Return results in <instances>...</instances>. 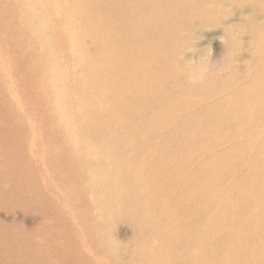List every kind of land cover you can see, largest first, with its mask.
Here are the masks:
<instances>
[{
	"label": "rangeland",
	"instance_id": "rangeland-1",
	"mask_svg": "<svg viewBox=\"0 0 264 264\" xmlns=\"http://www.w3.org/2000/svg\"><path fill=\"white\" fill-rule=\"evenodd\" d=\"M106 1L109 8L118 6ZM133 1L121 0L139 3ZM166 1V13L154 8L139 14L142 29L136 35L159 45L148 27L156 34L170 28L171 44L158 57L170 58L177 72L164 76L153 90L154 104L138 117L120 111L115 121L108 119L112 97L105 85L132 89L134 79L122 71L123 64L103 63L112 42L98 43V32L107 35L111 25L116 33L120 17L116 23L101 21L97 0H0V264H264V202L251 197L260 183L256 178L264 176L258 159L264 152V109L245 115L252 100L264 98V0H186L179 8ZM127 11L132 21L136 14ZM169 17L174 19L167 25ZM119 35L126 52L139 39L124 27ZM100 102L104 107L97 118ZM177 102L181 107L175 111L189 121L200 113V128L180 124L172 113ZM153 119L165 120L144 129ZM132 123L142 128L125 133ZM164 144H183L197 153L180 174L188 178L185 185L191 181L186 190L192 199L183 202L182 223L159 216L160 203L153 208L166 194L163 186L158 195L144 198L156 180L166 179L149 164ZM248 144L252 150L232 152ZM169 155L160 157L157 170L166 168ZM235 157L242 164L217 175L223 179L212 190L218 194L214 207L195 205L204 189L192 185L203 179L202 169ZM218 244L230 246L221 252Z\"/></svg>",
	"mask_w": 264,
	"mask_h": 264
},
{
	"label": "bare ground",
	"instance_id": "bare-ground-1",
	"mask_svg": "<svg viewBox=\"0 0 264 264\" xmlns=\"http://www.w3.org/2000/svg\"><path fill=\"white\" fill-rule=\"evenodd\" d=\"M111 1V0H110ZM128 1V0H127ZM130 1H132V0H130ZM139 3H131V4H127L126 2L122 5V2H121V0H116V2H118L117 4H118V6H111L112 8H109V7H107V5L109 4V2L108 1H106V0H97V5L96 6H98V7H96L97 8V11H98V13H100L99 15L101 16V21H104V20H107V19H109V21H112V22H117V20H118V18L120 17V19H119V24H115V26L117 27V28H115L117 31H116V33H114V31H113V27L111 26V25H109V28H107V26H106V29H108V32H107V35H105V34H103V32H101V28L99 29V32H98V36H100L99 37V40H98V43H100L99 41L101 40V43L100 44H102L103 45V43H105V41H107V40H109L110 42H112L111 44H112V46H111V48H108V50H107V53H104L105 54V59L103 60L102 59V61H103V63H104V61L106 60V63L107 64H111L113 61H115L116 62V64L117 63H121V64H123V68H122V71L124 72V73H127L128 75H130V76H132L133 77V79H134V81L132 82V83H134V88H132V89H129V88H126V87H121V86H117V85H115V84H113V83H111V82H107L108 84H106L105 86L107 87V89H108V92L110 93V95H111V97H112V99L110 100V101H108V106L110 107V109H111V111L113 112H110L109 114H108V119L109 120H115L116 121V118H117V114L121 111V112H125L127 115H128V117L129 118H135V117H138L146 108H148L150 105H151V103H152V105L154 104L153 103V100H155V97H154V95H153V93H154V88H156V87H158L159 88V86H160V84L162 85L163 84V79H164V76H166V75H168V74H170L171 72H174L173 70H171V66H170V62L172 63V60L170 61V62H168V60L169 59H167V61L165 60V61H163V62H161V57H160V59H159V54H161L160 52V49L161 48H163V47H165L166 45H169V44H171V42H169V40L171 41V37H170V28H167V26H164V28H162L163 29V32H162V29L160 28V32L161 33H163L164 35L163 36H160V34L161 33H159V34H156L154 31H155V29L153 30V26H150L151 27V29L148 27V33L147 34H150L151 35V37H153V38H156V39H158V40H160L161 41V43L159 44V45H153V44H151L148 40H145L144 39V37L145 36H143V35H139V33H138V35H136V32L137 31H139V28L140 29H142L141 28V26H138V25H141V23H140V21H139V17H140V15L139 14H141L142 16H147L148 15V12L149 11H152V10H154V8L156 9V8H158V10H160V11H162V12H164V13H166V6H163V5H166L167 4V1L166 0H160L161 2H163L162 3V5H157V2L155 1V0H137ZM137 1H133V2H137ZM171 1V5H174V6H176V5H178V8H179V4L180 3H182V4H184L185 3V1L186 0H170ZM262 1V0H261ZM16 1H14V3H15ZM62 2V1H61ZM91 2H92V0H91ZM113 2H115L114 0H113ZM184 2V3H183ZM258 2L259 1H257V3L256 4H258ZM60 3V2H59ZM88 3V2H87ZM188 2H186V4H187ZM208 3H211L212 4V1H210V2H208ZM110 4H112V1H111V3ZM181 4V5H182ZM93 5V7H94V3L92 4ZM92 5H91V8H93L92 7ZM124 5H125V7H124ZM188 5V4H187ZM261 4H259V6H260ZM14 7V6H13ZM61 7V5H59V8ZM87 7V6H86ZM212 8H213V6H211ZM210 7V8H211ZM95 8V9H96ZM116 9V10H114V11H112V12H108L109 10H112V9ZM127 10H132L133 11V13H135L136 14V16L134 17L133 16V20L132 21H130L129 20V18L132 16V14H131V12H129V11H127ZM61 9V8H60ZM68 9V8H67ZM125 9V10H124ZM172 9V8H171ZM177 9V8H176ZM180 9H181V7H180ZM180 9H177L176 11H180ZM187 9V8H186ZM262 9H264V7H262ZM34 10V9H33ZM94 10V9H93ZM93 10H91V11H93ZM67 11V10H66ZM80 11V10H79ZM146 11H148V12H146ZM171 11V10H170ZM173 11V10H172ZM185 11V10H184ZM183 11V12H184ZM77 12V11H76ZM81 12V11H80ZM86 12V11H85ZM88 12V11H87ZM94 12V11H93ZM122 12V13H121ZM211 12V11H210ZM258 12V11H257ZM260 12V11H259ZM264 12V11H263ZM58 13V12H57ZM66 13V12H65ZM73 13V12H72ZM98 13H95L96 15L98 14ZM120 13H121V15H120ZM207 13H208V11H207ZM211 13H213V12H211ZM17 14V13H16ZM91 14V13H90ZM92 14H94V13H92ZM172 14V13H171ZM174 14V13H173ZM172 14V15H173ZM258 14H260V13H258ZM138 15V16H137ZM170 14L168 13L167 14V17L169 16ZM213 14H211V16H212ZM61 16V15H60ZM64 16V15H63ZM92 16V15H91ZM94 16V15H93ZM200 16V15H199ZM206 17H207V15H205ZM263 16V15H262ZM74 17V16H73ZM175 17V16H174ZM197 17V16H196ZM70 18H72V17H70ZM94 18H96V16L94 17ZM195 18V17H194ZM27 19V18H26ZM60 19V18H59ZM64 19V18H63ZM168 19H170V21H171V19H174L173 17H169V18H167L166 19V23H167V25H168ZM199 19V18H198ZM202 20V22L204 21L203 19H201ZM53 21V20H52ZM80 21H81V19H80ZM71 22V21H70ZM83 22V21H82ZM58 23V22H57ZM121 23V24H120ZM112 25H114V23L112 24ZM262 25V24H261ZM46 26V25H45ZM52 26H54V25H52ZM55 26H57V24H55ZM79 26V25H78ZM81 26V25H80ZM96 26V25H95ZM256 26H259V25H256ZM23 27V26H22ZM99 27H100V25H99ZM125 28V30L126 31H129V30H133V31H135V35L139 38L137 41H133V43H132V49H131V51H129V52H126V51H124V50H122V44H123V40L120 38V35H119V32H120V30L122 29V28ZM251 27H253V26H251ZM250 27V29L252 30L253 28H251ZM260 27V26H259ZM264 27V26H263ZM14 28H17V27H14ZM98 28V27H97ZM250 29H248V31L250 30ZM105 30V29H104ZM103 30V31H104ZM124 30V29H123ZM54 30H52V32H53ZM245 31V30H244ZM259 32V31H258ZM32 33V32H31ZM43 33V32H42ZM55 33V32H54ZM104 33H106V31L104 32ZM134 34V33H133ZM146 34V35H147ZM35 35H33V37H34ZM7 37V36H6ZM150 37V38H151ZM230 37H231V35H230ZM11 39V38H10ZM13 39V38H12ZM11 39V40H12ZM7 40V39H6ZM4 41H5V39H4ZM8 41H9V39H8ZM14 41V40H13ZM103 41V42H102ZM6 42V41H5ZM10 42V41H9ZM110 42H108V43H110ZM167 42H169V44L167 43ZM175 42V41H174ZM8 43V42H7ZM96 43H97V41H96ZM167 43V44H166ZM9 44V43H8ZM166 44V45H165ZM228 44V43H227ZM105 45H107V44H105ZM104 45V46H105ZM6 46H7V44H6ZM9 46V45H8ZM98 46H100V45H98ZM98 46H97V48H98ZM81 46H79V48H80ZM91 47V46H90ZM103 47V46H102ZM77 48V47H76ZM79 48H77V49H79ZM100 48V47H99ZM105 48V47H104ZM171 48H172V46H170V49L169 50H171ZM85 49V48H84ZM103 48H101V50L99 51V52H101V51H103L102 50ZM82 50L81 49H79V52H81ZM84 51V50H83ZM106 51V50H105ZM104 52V51H103ZM102 52V53H103ZM30 53H32V50H31V52ZM76 54H77V52H76ZM80 54V53H79ZM146 54V55H145ZM24 54H22V53H19V56H18V58L20 59L22 56H23ZM131 55V56H130ZM152 55V56H151ZM32 56H33V54H32ZM81 56H83V57H85L84 55H81ZM103 57H104V55H103ZM114 57V58H113ZM166 58H168V57H166ZM165 58V59H166ZM80 59H82V57L80 58ZM33 60H35V59H33ZM36 63V62H35ZM60 63V62H59ZM62 63V62H61ZM102 62L100 63V61H98L96 64L97 65H102L103 64ZM41 64H43V63H41ZM35 66V65H34ZM110 66V65H109ZM39 68H41L40 66H39ZM173 68H175V67H173ZM30 69V68H29ZM33 69H35V68H33ZM76 70V69H75ZM108 70H109V67H108ZM44 71V70H43ZM70 72H72V71H70ZM175 72H177V71H175ZM172 74V73H171ZM176 74V73H175ZM90 73L87 71V77H90ZM49 77V76H48ZM54 84V83H53ZM52 84V85H53ZM130 86V85H129ZM54 87V85L52 86V88ZM56 88V87H55ZM54 89V88H53ZM58 92V91H57ZM247 99V97L246 98H241L240 99V102L242 103V102H244L245 100ZM112 101H113V103H112ZM118 102H119V104H118ZM60 104V103H59ZM98 105V116H97V118H101L102 117V115H101V113H102V108L101 107H104L103 106V104H101V102L100 103H98L97 104ZM106 107V106H105ZM181 107V105L179 104V102H177L176 104H175V107H174V111H172V113H176L177 115L178 114H180L179 112H177V111H175V109H178V108H180ZM262 109H264V98H261L259 101H257V100H255V101H253L252 100V102H251V105L250 106H248L247 108H246V111H247V113L245 114L246 116H248L249 115V112H253V111H255L256 113H261V111H262ZM171 109H169V111H170ZM58 112V111H57ZM200 114V113H199ZM199 114H197V115H195V116H193L191 119H192V121H189L187 118H185V117H182L181 115H178V118H179V122H180V124L182 125V126H184V125H190L189 127H191L192 129H198V128H200L201 127V123H199V121H200V119H201V115H199ZM199 115V116H198ZM241 116H242V113L240 114ZM261 115V114H260ZM260 115H257V117H259ZM251 117V116H250ZM199 119V120H198ZM118 120V119H117ZM164 120L165 119H157V120H150V121H148V122H145L142 126L144 127V129H152V128H155V127H157V125L158 126H161V125H163V122H164ZM247 120V119H246ZM255 118H253V119H251L250 120V122L249 123H251L252 125H254L255 124ZM118 121H121V120H118ZM111 124H113V122H110ZM119 124V123H118ZM248 125V124H247ZM142 126L141 125H138V126H136L135 127V125L132 123V127L130 128V127H127L125 130H124V132L126 133V132H131V133H137V132H139V130L142 128ZM117 130H119V129H117ZM130 133V134H131ZM122 134H123V132H122ZM261 135L263 134L262 132L260 133ZM109 135L108 136H106V138H105V140L107 141V139H108V141H109ZM105 141V142H106ZM196 141H197V138H196ZM196 141H194V142H192L191 144H190V146H195V144H196ZM197 142H199V141H197ZM204 142H202V141H200L199 142V145L200 144H203ZM178 144V143H177ZM120 145L119 144H117V147H119ZM204 146H207L206 145V143L204 144ZM252 146V144H248V145H245V146H240V148L239 149H235V150H233L232 152L234 153L235 152V155H239L240 153H241V151L242 152H245L246 150H252L253 148H250ZM159 149H160V152H159V154H158V156L156 157V158H152V160H150L151 162L149 163V164H152V170H156V171H159V173H158V176L161 174V175H164V176H166V179H164L163 177H161L162 179H160V180H156L153 184H152V186H150V189H149V191L147 192V194H144V198L147 200V195L149 196V195H152V194H155V195H158V192L161 190V188H162V186L165 188V190H166V194H164V195H160L158 198H157V200H158V202H154L153 204H152V206H153V208H156V206H155V204H157L158 205V203H160L159 204V208H160V215L159 216H161L162 215V217H167L169 220H174V224L175 223H177V221L176 220H178V221H180L181 223H182V219L180 218V212L184 209V204H183V202H184V200H190L191 199V196H190V194H189V192H187V187H188V185H189V183L191 182H189L188 184H186L185 185V180H187V179H185V180H183L181 177H180V174L183 172V171H185L186 170V163H187V158H189L190 156H192V155H196L197 153H190V151H188L187 152V149H186V147L183 145V144H181V145H175V144H164V145H158L157 146ZM255 149V148H254ZM173 153H175V154H173ZM169 154H173V156L172 155H169ZM164 155H169L170 156V160H168V162H165V164H166V168H163V169H161V170H157L156 169V166H159V163H160V157L161 156H163V159H164ZM171 156H172V158H171ZM229 156V155H228ZM260 156H261V159L260 158H258L260 161H261V163H262V169H264V152H260ZM231 157V156H230ZM240 157H242V154L240 155ZM115 159V161L117 160V158H114ZM147 160V159H146ZM227 164V163H226ZM223 164V165H221V166H218V167H212V168H210L209 170H208V167H204L203 169H202V171L200 172V175H201V173L202 172H205V173H202V175L201 176H203V179L202 178H199L198 180H196V179H194L195 178V175L197 174V172L195 173H192L190 176H189V179H194L193 180V185L192 186H194V187H196V188H198V186L200 187V188H202V190L204 189V191L203 192H201L200 191V195H201V197L202 198H200L201 200H199V201H195V200H193L194 201V204L196 205V204H198V203H200V205L203 203V205H204V203H205V206H207L208 208H210V209H212L213 207H214V205L216 204V199H217V196H218V194L216 193L215 194V192L214 191H212L213 190V187L215 186V185H217L218 186V183L223 179V178H218L217 177V175H219V176H222L221 174H225V173H230L231 172V170L234 168V167H237V166H239L240 164H242L239 160H238V158H236L235 157V160L232 162V163H229V164ZM160 165H163V164H160ZM164 166V165H163ZM199 172V171H198ZM149 176V174L148 175H146V176H144L142 179H144L145 177H148ZM147 179V178H146ZM256 179H258L259 181H260V183L258 184L257 182H253V180H252V182L254 183V184H258V187H257V190L256 191H253V193H252V195H251V197H253V198H255V200H257V201H259V200H263V202H264V176L262 177V178H256ZM249 181H251V180H249ZM249 181L247 182V183H249ZM252 182H250V184H253ZM257 184H256V186H257ZM240 189V188H239ZM177 193V194H176ZM250 193V192H249ZM222 195V194H221ZM174 196L176 197L177 196V198H175V200H174ZM232 195H229L228 197L230 198ZM240 198H242V196L240 197ZM156 199V198H155ZM242 199H245L246 201L248 200V199H246L245 198V196H244V198H242ZM240 201L239 202H241V203H243L242 202V200L241 199H239ZM245 200H243V201H245ZM252 200V199H251ZM191 202H192V199H191ZM236 202H238V199H236ZM235 202V203H236ZM251 202V201H250ZM260 203H261V201H260ZM246 204H247V202H246ZM199 204H198V206H200ZM203 205H202V207H203ZM239 205V204H238ZM237 205V207L238 208H240L239 206ZM242 206V205H241ZM247 206H248V204H247ZM252 206V205H251ZM250 206V207H251ZM261 206H262V204H261ZM158 207V206H157ZM219 207V206H218ZM254 207V206H253ZM263 207V206H262ZM258 208H260V206L258 207ZM204 209H205V207H204ZM240 209H242V207L240 208ZM240 209H239V211H240ZM244 209H245V207H244ZM206 210V209H205ZM214 210V209H213ZM246 210V209H245ZM152 212H153V210H151ZM211 211V210H210ZM244 211V210H243ZM261 211H262V209H261ZM239 213V212H238ZM242 213V212H241ZM251 213V212H250ZM214 215V214H213ZM240 215V214H239ZM232 216H235V214L234 215H232ZM261 216V215H260ZM263 217H264V213H263ZM220 219V218H219ZM244 219V218H243ZM262 220H264V219H262ZM225 221L226 222H228V220H226L225 219ZM208 222H213V220H210V219H208ZM233 222L235 223V220H233ZM218 223V222H217ZM232 223V222H231ZM229 224V223H228ZM239 224V223H238ZM238 224H236V225H238ZM235 225V224H234ZM225 226V225H224ZM216 228V227H215ZM213 229V228H212ZM243 229V228H242ZM242 229H240V230H242ZM250 229V228H249ZM206 230V229H205ZM230 230V229H229ZM234 230H237V228L236 229H234ZM233 230V231H234ZM232 231V232H233ZM249 231V230H248ZM224 232V231H223ZM206 233V232H205ZM219 233H221V231L219 232ZM204 234V232L202 233V235ZM214 234V233H213ZM224 234V233H223ZM229 234H231V233H229ZM234 234V233H233ZM249 234V233H248ZM191 235V234H190ZM194 235V234H193ZM199 236V235H198ZM200 236H201V234H200ZM200 236L198 237V238H200ZM206 236V235H205ZM204 236V237H205ZM210 236V235H209ZM222 236H224V235H222ZM222 236H220L219 237V240L217 239L218 237H216V239H215V241L216 240H218L219 242H221V240H222ZM233 236V235H232ZM194 237V236H193ZM192 237V238H193ZM195 237H197V236H195ZM222 237V238H221ZM227 237H228V235H227ZM230 237V236H229ZM234 237H235V235H234ZM251 237V236H250ZM208 238V237H207ZM221 238V239H220ZM225 238V237H224ZM233 238V237H232ZM262 238H263V236H262ZM262 238H260L261 240H262ZM195 239V238H194ZM202 239H203V237H202ZM202 239L201 240H199V242L201 243V241H202ZM205 239V238H204ZM214 239H212V240H214ZM234 239V238H233ZM239 239H240V237H239ZM264 239V238H263ZM227 240V239H226ZM225 240V242H227ZM251 241H252V239H250ZM249 240V241H250ZM186 241V240H185ZM189 241V240H188ZM188 241H186V242H188ZM246 241V240H245ZM250 241V242H251ZM264 241V240H263ZM191 243H193L192 242V240L190 241ZM196 242V241H195ZM198 242V241H197ZM203 242V241H202ZM217 242V241H216ZM219 242H217V243H219ZM224 242V240L221 242V243H223ZM228 242H230V241H228ZM233 242V241H232ZM212 243V242H211ZM234 243V242H233ZM233 243H230L231 245H233ZM261 243V242H260ZM196 244H198V243H196ZM230 244L229 245H227V246H230ZM207 245H208V242H207ZM210 245V244H209ZM219 245V244H218ZM217 245V246H218ZM222 245V244H221ZM221 245H219V249L222 247ZM225 244H223V246H224ZM225 245V246H226ZM226 246V247H227ZM263 246V245H262ZM206 247V245L204 244V248ZM226 247H222L223 249H226ZM233 247V246H232ZM218 248V247H217ZM216 248V249H217ZM220 249L221 250V252L222 251H224L223 249ZM215 249V250H216ZM229 249V248H228ZM218 250V249H217ZM231 251V250H230ZM229 251V252H230ZM237 251V250H236ZM254 251H256V250H254ZM225 252H226V250H225ZM228 252V251H227ZM231 253H234V251L233 252H231ZM221 254H223V253H221ZM227 255L228 254H230V253H226ZM234 254H236V253H234ZM253 254H254V252H253ZM260 254V253H259ZM231 255V254H230ZM229 255V256H230ZM238 255V254H237ZM240 255V254H239ZM242 256H244V255H242ZM242 256H239V257H241L242 258ZM152 257V256H151ZM228 257V256H227ZM226 257V258H227ZM231 257V256H230ZM230 257H228L229 259H230ZM238 257V256H237ZM247 257V256H246ZM254 257H255V255H254ZM254 257H252V258H254ZM153 258H154V256H153ZM218 258H220V257H218ZM248 258V257H247ZM258 258V257H257ZM264 258V257H263ZM161 259V258H160ZM239 259V258H238ZM253 260V259H252ZM241 261H244V260H240V262ZM160 262V261H159ZM162 263V262H161ZM236 263H237V260H236ZM150 264H152V263H150ZM157 264V263H156ZM207 264V263H206ZM210 264H211V261H210ZM229 264V263H228ZM237 264H239V261H238V263ZM244 264V263H243ZM247 264H249L248 263V261H247Z\"/></svg>",
	"mask_w": 264,
	"mask_h": 264
}]
</instances>
